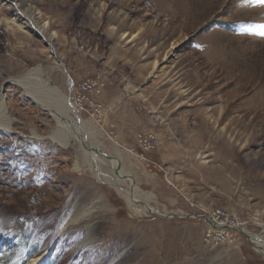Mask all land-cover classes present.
Instances as JSON below:
<instances>
[{
    "label": "rangeland",
    "instance_id": "1",
    "mask_svg": "<svg viewBox=\"0 0 264 264\" xmlns=\"http://www.w3.org/2000/svg\"><path fill=\"white\" fill-rule=\"evenodd\" d=\"M21 2L50 19L57 54L30 27L2 24ZM261 26L257 0H0V93L14 120L0 128V264H31L29 251L47 256L40 264H264L241 232L206 246L199 217L235 213L264 239ZM40 66L73 104L102 103L79 111L90 140L123 153L157 214L135 213L99 180L110 165L87 159L76 137L68 148L48 137L56 121L7 82Z\"/></svg>",
    "mask_w": 264,
    "mask_h": 264
},
{
    "label": "bare ground",
    "instance_id": "2",
    "mask_svg": "<svg viewBox=\"0 0 264 264\" xmlns=\"http://www.w3.org/2000/svg\"><path fill=\"white\" fill-rule=\"evenodd\" d=\"M19 10H21V13H16L11 17L4 18L1 21L2 24L4 23L7 28L14 32L20 33H27L30 31L28 29V27H30L36 34L42 35L43 41L50 44V48L56 51L55 40L57 39V35L56 33H50V19L45 20L41 25L39 22L41 11L33 7L32 4H27L26 2L20 3ZM29 38L32 39L33 37L29 36ZM31 42L33 45L39 47V42H37L36 38H33ZM59 67L63 66L59 65L57 68ZM42 71L41 66L35 67L27 72L26 75L13 77L7 80V82L21 88L26 97L30 98L37 107L46 111L56 121L58 128L55 130V133H51L50 136H48L51 140L68 148L70 140L76 137L87 159L95 157L98 162L102 164L107 162L110 165L112 175L102 174L100 171H97L96 176L99 180L106 181L112 185L135 213L139 215H142V213L157 214L159 211L152 205L147 204L149 203L148 201L153 199L151 193L142 190L135 178H133L122 165L121 160L123 158V153L119 152L117 155L107 154L100 149L98 145L91 142L90 135L92 130H90L88 123L81 117L76 105L72 103L71 97L65 94L59 86L51 84L49 80H45L42 77ZM67 82L68 86H70V89L73 91L76 83L68 78ZM70 112H72L71 116L69 115ZM13 121V118L8 114V102L6 101V97L4 94L0 93V128L8 131L13 130ZM79 132L81 134H79ZM32 136L39 139L43 138V136L37 134L33 129ZM89 161L91 162V160ZM235 215L238 216L237 214ZM83 216L84 215H82V217ZM78 220H80V218H78L76 222ZM248 236L251 237L250 241H252V243H256L254 244V247L257 248L256 250L264 254V239L251 234H248ZM91 240V238H87L86 242H90ZM43 257L44 255L42 254L33 257L31 259V264H40Z\"/></svg>",
    "mask_w": 264,
    "mask_h": 264
},
{
    "label": "built area",
    "instance_id": "3",
    "mask_svg": "<svg viewBox=\"0 0 264 264\" xmlns=\"http://www.w3.org/2000/svg\"><path fill=\"white\" fill-rule=\"evenodd\" d=\"M83 85V84H82ZM88 86V88L86 87ZM76 87V85L74 86V88ZM83 88V89H82ZM79 89L83 90L84 92L86 90H93V91H97V93H99L101 91V87H99L97 90L93 89L92 85H87L84 84L83 87ZM77 90V87H76ZM74 91V90H73ZM92 97V96H91ZM75 99V98H74ZM87 100H92L93 102H88L90 105V109H86L81 100L80 103H76V107L77 110L80 112H84L86 113L87 111L90 112V110L92 109L93 111L100 113L103 110V105L101 102L96 101L88 96H86ZM148 141H156L155 138L152 137H147L146 138ZM205 213H203L202 215H199V217H204L207 218L208 220H210V222H212L213 224L219 225L220 227L218 228H214L212 227L209 223H207V229L204 233L203 236V242L206 246L211 247V248H216V247H221L223 245H226L228 243V241H230L233 238V234L234 233H238L240 232L239 229H243L247 226V222H243L242 220H240L241 218H237L238 216H236L235 214L228 212V211H224V210H212L211 212L208 211H204ZM208 212V213H207ZM243 234V233H241Z\"/></svg>",
    "mask_w": 264,
    "mask_h": 264
},
{
    "label": "water",
    "instance_id": "4",
    "mask_svg": "<svg viewBox=\"0 0 264 264\" xmlns=\"http://www.w3.org/2000/svg\"><path fill=\"white\" fill-rule=\"evenodd\" d=\"M177 217V216H176ZM179 217V216H178ZM205 221L207 222V223H209L212 227H214V228H219L220 226L219 225H216V224H213L212 222H210V220H208L207 218H205ZM239 231L241 232V233H243L244 235H246L247 236V238L249 239V236H248V234L247 233H245L244 232V230L243 229H239Z\"/></svg>",
    "mask_w": 264,
    "mask_h": 264
},
{
    "label": "snow or ice",
    "instance_id": "5",
    "mask_svg": "<svg viewBox=\"0 0 264 264\" xmlns=\"http://www.w3.org/2000/svg\"><path fill=\"white\" fill-rule=\"evenodd\" d=\"M258 3L264 4V0H257ZM262 28H264V26H261ZM260 35H264V31H262L260 33Z\"/></svg>",
    "mask_w": 264,
    "mask_h": 264
}]
</instances>
